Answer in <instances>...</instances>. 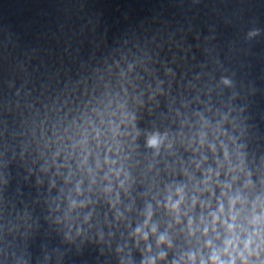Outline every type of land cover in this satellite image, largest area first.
Wrapping results in <instances>:
<instances>
[{"label":"clouds","instance_id":"9594fccd","mask_svg":"<svg viewBox=\"0 0 264 264\" xmlns=\"http://www.w3.org/2000/svg\"><path fill=\"white\" fill-rule=\"evenodd\" d=\"M148 146L149 147H158L160 140L158 135L154 134L153 136H151L148 139ZM235 202H233L234 204ZM73 207H75V205H73ZM179 209V201L176 203H172L171 204V210L172 211H177ZM219 212L222 214L223 209H219ZM233 219V223L228 224V223H223V226L226 228L227 233L234 234L235 231V225H234V217ZM217 222H221L220 221V216L218 215H213L212 217V223L213 225H215ZM189 224L191 225V221H189ZM137 234H139L141 232L140 228H137ZM153 232L156 231V229L153 227L152 229ZM207 227L204 229L205 234H207ZM143 238L146 240L147 239V234H144ZM169 243L170 242L167 241V238L165 235H161L158 239V244H164V243ZM252 241L251 239H248L246 241H244V249L245 251H248L250 249V245H251ZM239 244V238L236 237L235 235H231V238L229 239H225L224 241V248L223 251H220L216 248L213 247V244L211 241H207L205 247L209 248L211 250L210 255L207 257V259H205L203 256L199 257V264H236V259L234 256H232L229 252L230 249L235 250L238 247ZM227 254L228 255V259L225 260L223 259V256ZM164 253L160 254L159 259H164ZM187 264H197V254L196 253H189L187 255ZM241 259H243V257L241 256ZM144 264H156V259L155 258H149L148 260H146L144 262ZM246 264V262H245Z\"/></svg>","mask_w":264,"mask_h":264}]
</instances>
